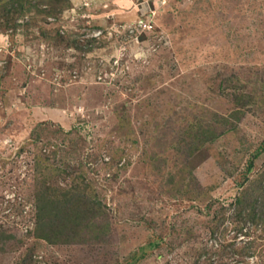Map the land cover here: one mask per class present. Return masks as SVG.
Here are the masks:
<instances>
[{"label": "rangeland", "instance_id": "1", "mask_svg": "<svg viewBox=\"0 0 264 264\" xmlns=\"http://www.w3.org/2000/svg\"><path fill=\"white\" fill-rule=\"evenodd\" d=\"M261 174L264 0H0V264H264Z\"/></svg>", "mask_w": 264, "mask_h": 264}, {"label": "trees", "instance_id": "2", "mask_svg": "<svg viewBox=\"0 0 264 264\" xmlns=\"http://www.w3.org/2000/svg\"><path fill=\"white\" fill-rule=\"evenodd\" d=\"M230 206L236 208L235 215L245 223L249 222L257 227L262 225L261 223H264V174L252 181L249 186L244 187L237 199L229 204ZM241 230L243 229L241 228ZM248 241L247 246L241 251L242 253L253 247L254 242Z\"/></svg>", "mask_w": 264, "mask_h": 264}]
</instances>
